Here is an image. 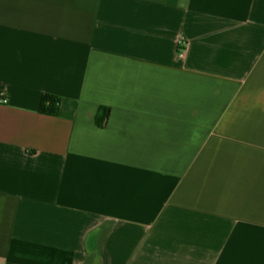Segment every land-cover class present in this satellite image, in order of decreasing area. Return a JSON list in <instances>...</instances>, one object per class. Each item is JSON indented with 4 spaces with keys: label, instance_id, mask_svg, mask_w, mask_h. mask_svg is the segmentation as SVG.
Here are the masks:
<instances>
[{
    "label": "crops",
    "instance_id": "0c3cea01",
    "mask_svg": "<svg viewBox=\"0 0 264 264\" xmlns=\"http://www.w3.org/2000/svg\"><path fill=\"white\" fill-rule=\"evenodd\" d=\"M0 264H264V0H0Z\"/></svg>",
    "mask_w": 264,
    "mask_h": 264
},
{
    "label": "trees",
    "instance_id": "16d2710c",
    "mask_svg": "<svg viewBox=\"0 0 264 264\" xmlns=\"http://www.w3.org/2000/svg\"><path fill=\"white\" fill-rule=\"evenodd\" d=\"M50 103V106H46V103ZM59 107V100L53 98L50 95H44L42 98V105L40 111L44 114L55 115L57 114V109Z\"/></svg>",
    "mask_w": 264,
    "mask_h": 264
},
{
    "label": "built area",
    "instance_id": "2783aa9c",
    "mask_svg": "<svg viewBox=\"0 0 264 264\" xmlns=\"http://www.w3.org/2000/svg\"><path fill=\"white\" fill-rule=\"evenodd\" d=\"M179 45H180V47H181V46H183V43H182V42H180V43H179ZM2 102H3V103H6V102H7V100H6V99H2Z\"/></svg>",
    "mask_w": 264,
    "mask_h": 264
}]
</instances>
